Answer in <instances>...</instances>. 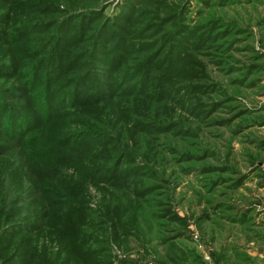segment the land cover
<instances>
[{"label": "rangeland", "instance_id": "rangeland-1", "mask_svg": "<svg viewBox=\"0 0 264 264\" xmlns=\"http://www.w3.org/2000/svg\"><path fill=\"white\" fill-rule=\"evenodd\" d=\"M0 264H264V0H0Z\"/></svg>", "mask_w": 264, "mask_h": 264}]
</instances>
